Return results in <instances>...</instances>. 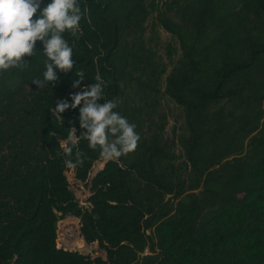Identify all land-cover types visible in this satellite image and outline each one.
Wrapping results in <instances>:
<instances>
[{
	"label": "trees",
	"instance_id": "1",
	"mask_svg": "<svg viewBox=\"0 0 264 264\" xmlns=\"http://www.w3.org/2000/svg\"><path fill=\"white\" fill-rule=\"evenodd\" d=\"M79 3L80 31L63 34L71 71L34 84L46 60L37 41L27 67L0 75V264H264V0H170L155 16L180 50L164 88L183 112L179 167L164 146L163 122L144 130L141 108L122 101L130 87L153 109L166 73L145 45L147 0ZM97 73L105 81L97 103L118 99L114 111L135 124L140 140L119 162H105L81 139L84 163L68 169L59 142L70 126L77 136L84 130L78 109L61 113L63 122L52 109L71 104ZM79 74L84 80L73 88ZM69 170L90 185L88 207L70 190ZM67 215L105 258L55 245Z\"/></svg>",
	"mask_w": 264,
	"mask_h": 264
},
{
	"label": "clouds",
	"instance_id": "2",
	"mask_svg": "<svg viewBox=\"0 0 264 264\" xmlns=\"http://www.w3.org/2000/svg\"><path fill=\"white\" fill-rule=\"evenodd\" d=\"M82 15L79 0H50L42 8L41 0H0V75L10 69L27 67L24 58L36 54L37 41L43 45L42 54L46 60L43 81L34 80V84L43 87L45 82L57 80L58 71H71L75 64L73 48L63 34L76 35L80 31ZM82 80L84 77L79 74L72 83L73 88L80 86ZM94 80L95 83L71 95V104L60 100L52 109L53 115L62 122L61 113L69 108L78 109L79 126L84 130L77 136L75 127L70 126L67 138L59 142L68 169L84 163L85 154L77 147L81 139L88 142L89 149L99 150L105 162H119L120 157L136 150L140 140L135 124L114 111L118 99L97 103L103 99L105 81L98 73ZM74 148L75 161L71 159Z\"/></svg>",
	"mask_w": 264,
	"mask_h": 264
},
{
	"label": "rangeland",
	"instance_id": "3",
	"mask_svg": "<svg viewBox=\"0 0 264 264\" xmlns=\"http://www.w3.org/2000/svg\"><path fill=\"white\" fill-rule=\"evenodd\" d=\"M170 0H147L150 14L145 21L144 40L146 48L152 52L156 59L162 62L166 67V73L160 80V94L157 98V105L151 109L142 104L139 98L134 94L130 87L124 89L122 101L130 108H141V120L145 130L150 124L163 122V143L175 155V165H183L185 161L183 152L178 145V139L186 135V129L181 108L172 101L165 93V78L167 73L175 66L180 58V50L177 41L161 28L155 16L159 12L166 11V4ZM167 16L177 20L174 12H167ZM104 162H97L92 170V175L103 166ZM181 175H185L182 171ZM70 190L82 207H88L87 200L90 196V185L84 184L75 179L72 170L66 172ZM55 245L58 248H69L83 255H89L91 258H105V251L100 248L98 243L87 244L80 236V221L78 218L67 215L57 222ZM65 247V248H64Z\"/></svg>",
	"mask_w": 264,
	"mask_h": 264
},
{
	"label": "water",
	"instance_id": "4",
	"mask_svg": "<svg viewBox=\"0 0 264 264\" xmlns=\"http://www.w3.org/2000/svg\"><path fill=\"white\" fill-rule=\"evenodd\" d=\"M80 221V220H79ZM80 236L83 238V236L81 235V232H80ZM84 239V238H83ZM92 244V243H91Z\"/></svg>",
	"mask_w": 264,
	"mask_h": 264
}]
</instances>
